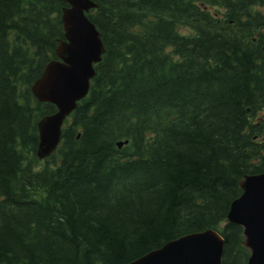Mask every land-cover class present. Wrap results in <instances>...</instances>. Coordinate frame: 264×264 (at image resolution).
Instances as JSON below:
<instances>
[{"label": "trees", "instance_id": "trees-1", "mask_svg": "<svg viewBox=\"0 0 264 264\" xmlns=\"http://www.w3.org/2000/svg\"><path fill=\"white\" fill-rule=\"evenodd\" d=\"M96 1L106 50L39 157L57 106L31 86L68 2L0 0V264H126L208 227L222 264H248L227 215L264 172V0Z\"/></svg>", "mask_w": 264, "mask_h": 264}, {"label": "water", "instance_id": "water-1", "mask_svg": "<svg viewBox=\"0 0 264 264\" xmlns=\"http://www.w3.org/2000/svg\"><path fill=\"white\" fill-rule=\"evenodd\" d=\"M66 1L70 6H64L62 12L65 38L56 48L65 61L51 60L31 86L39 100L52 101L57 106L55 112L38 121L39 157L58 146L65 118L88 92L90 78L96 72L94 62L100 61L105 51L101 32L87 15L97 3ZM123 143L118 141L120 146ZM240 183L243 191L231 202L227 217L244 228L243 244L251 250L248 264H264V172L246 174ZM224 244L223 235L208 227L170 239L126 264H221Z\"/></svg>", "mask_w": 264, "mask_h": 264}, {"label": "bare ground", "instance_id": "bare-ground-1", "mask_svg": "<svg viewBox=\"0 0 264 264\" xmlns=\"http://www.w3.org/2000/svg\"><path fill=\"white\" fill-rule=\"evenodd\" d=\"M53 59H54V58H53ZM53 59H51V60H53ZM51 60H50V61H51ZM50 61H49V62H50ZM49 62L45 65L43 71L45 70L46 66L49 65ZM49 68H50V66H49ZM42 73H43V72H42ZM41 75H42V74H41ZM37 99H38V98H37ZM38 100H39V99H38ZM39 101L41 102V100H39ZM44 102H48V101H44ZM50 102H52V101H50ZM53 103H54V102H53ZM77 104H78V103H77ZM77 104H76V106L73 108V110L77 107ZM127 142H128V141H126L125 143H127Z\"/></svg>", "mask_w": 264, "mask_h": 264}, {"label": "flooded vegetation", "instance_id": "flooded-vegetation-1", "mask_svg": "<svg viewBox=\"0 0 264 264\" xmlns=\"http://www.w3.org/2000/svg\"><path fill=\"white\" fill-rule=\"evenodd\" d=\"M223 11H225V8L223 9ZM226 12H224L223 14H221V18H224Z\"/></svg>", "mask_w": 264, "mask_h": 264}, {"label": "rangeland", "instance_id": "rangeland-1", "mask_svg": "<svg viewBox=\"0 0 264 264\" xmlns=\"http://www.w3.org/2000/svg\"><path fill=\"white\" fill-rule=\"evenodd\" d=\"M223 253H224V251H223ZM222 262H223V256H222ZM222 262H221V264H222Z\"/></svg>", "mask_w": 264, "mask_h": 264}]
</instances>
